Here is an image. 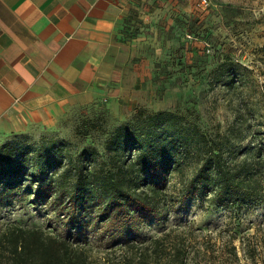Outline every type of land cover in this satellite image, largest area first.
Instances as JSON below:
<instances>
[{"label": "rangeland", "instance_id": "374dc122", "mask_svg": "<svg viewBox=\"0 0 264 264\" xmlns=\"http://www.w3.org/2000/svg\"><path fill=\"white\" fill-rule=\"evenodd\" d=\"M131 4L116 58L121 70L110 83L107 102L100 96L73 102L57 114L37 113L21 126L1 129L0 145L16 140L42 146L64 140L79 152L87 143L83 133L89 117L118 123L140 108L177 111L213 134L234 132L236 151L251 141L264 144V0ZM224 51L235 53L234 63L225 62ZM222 73L238 75L236 86L229 88L220 81ZM237 111L240 121L234 123ZM178 188L182 191L184 185ZM1 199L0 229L9 223L40 226L89 246L91 264L124 263L119 248L124 238L114 241L93 224L80 230L70 226L65 203L24 197L6 205ZM169 231L167 243L181 239L188 245L193 255L189 264H251L243 245L255 246V264H264V203L235 211L193 198L167 220L143 229L138 238ZM234 245L238 258L231 252ZM152 264L172 261L163 254Z\"/></svg>", "mask_w": 264, "mask_h": 264}, {"label": "trees", "instance_id": "16d2710c", "mask_svg": "<svg viewBox=\"0 0 264 264\" xmlns=\"http://www.w3.org/2000/svg\"><path fill=\"white\" fill-rule=\"evenodd\" d=\"M224 52L225 62L234 63L235 53ZM237 76L218 78L232 88ZM240 116L237 111L234 123ZM85 127L87 143L79 152L64 140L1 144V202L32 197L65 203L70 226L93 224L114 241L124 238L122 264H152L163 254L172 264H189L188 245L181 239L167 243L170 231L138 238L188 200L201 198L235 211L264 203V144L251 141L236 151L234 132L210 133L167 109L140 108L118 123L89 117ZM242 249L255 264L256 247ZM231 252L237 257L235 245ZM0 264H91V248L40 226L9 223L0 229Z\"/></svg>", "mask_w": 264, "mask_h": 264}, {"label": "crops", "instance_id": "0c3cea01", "mask_svg": "<svg viewBox=\"0 0 264 264\" xmlns=\"http://www.w3.org/2000/svg\"><path fill=\"white\" fill-rule=\"evenodd\" d=\"M131 3L0 0V130L76 101H106Z\"/></svg>", "mask_w": 264, "mask_h": 264}]
</instances>
